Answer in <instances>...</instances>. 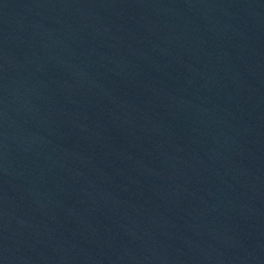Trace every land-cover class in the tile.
Here are the masks:
<instances>
[{
	"label": "water",
	"instance_id": "obj_1",
	"mask_svg": "<svg viewBox=\"0 0 264 264\" xmlns=\"http://www.w3.org/2000/svg\"><path fill=\"white\" fill-rule=\"evenodd\" d=\"M0 264H264V0H0Z\"/></svg>",
	"mask_w": 264,
	"mask_h": 264
}]
</instances>
